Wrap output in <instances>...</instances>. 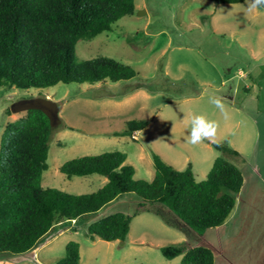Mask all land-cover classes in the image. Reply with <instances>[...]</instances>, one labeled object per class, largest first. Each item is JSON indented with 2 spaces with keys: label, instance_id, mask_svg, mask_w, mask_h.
Returning <instances> with one entry per match:
<instances>
[{
  "label": "rangeland",
  "instance_id": "obj_1",
  "mask_svg": "<svg viewBox=\"0 0 264 264\" xmlns=\"http://www.w3.org/2000/svg\"><path fill=\"white\" fill-rule=\"evenodd\" d=\"M134 6L111 31L80 39L74 48L77 60L104 55L130 65L132 78L47 88L0 86V138L7 123L25 115L11 110L15 102L46 98L57 104L59 121L49 140L43 187L96 191L104 176L67 177L59 167L105 151L125 153L133 177L144 180L153 178V153L177 169L189 164L198 181L220 156L244 178L234 207L221 225L199 233L163 204L145 202L139 208L141 198L125 192L96 212L56 223L24 253L0 252V264H57L71 240L79 245V264H182V255L167 259L160 251L176 244L209 247L215 264L228 255L234 264H264V10L248 11V0H134ZM192 113L214 121L215 135L191 143ZM132 119L147 124L124 134ZM115 212L131 217L126 237L91 238L88 224Z\"/></svg>",
  "mask_w": 264,
  "mask_h": 264
},
{
  "label": "trees",
  "instance_id": "obj_2",
  "mask_svg": "<svg viewBox=\"0 0 264 264\" xmlns=\"http://www.w3.org/2000/svg\"><path fill=\"white\" fill-rule=\"evenodd\" d=\"M240 3L244 0H213ZM134 0H0V86L47 88L59 82H116L132 78L134 69L100 55L77 60L78 40L90 39L123 16L134 12ZM144 120L126 122L124 134L146 126ZM53 126L39 109L9 122L0 138V252L24 253L58 222L77 220L96 212L119 194L133 192L141 201L169 208L199 233L221 225L236 201L244 178L241 170L218 156L202 180L191 166L174 168L152 154L151 180L135 179L134 168L121 151H105L65 161L59 171L70 176L98 174L106 178L96 191L74 194L41 185ZM216 149L237 153L230 147ZM131 217L115 212L88 224L91 238L123 240ZM163 257L182 255V264H214L213 251L202 245L160 248ZM57 264H79V245L68 241Z\"/></svg>",
  "mask_w": 264,
  "mask_h": 264
},
{
  "label": "clouds",
  "instance_id": "obj_3",
  "mask_svg": "<svg viewBox=\"0 0 264 264\" xmlns=\"http://www.w3.org/2000/svg\"><path fill=\"white\" fill-rule=\"evenodd\" d=\"M264 10V0H248V11ZM211 102L217 107H222L219 98L211 97ZM190 142L196 144L203 138L214 136L216 133V123L208 120L204 115L192 113L188 117Z\"/></svg>",
  "mask_w": 264,
  "mask_h": 264
},
{
  "label": "water",
  "instance_id": "obj_4",
  "mask_svg": "<svg viewBox=\"0 0 264 264\" xmlns=\"http://www.w3.org/2000/svg\"><path fill=\"white\" fill-rule=\"evenodd\" d=\"M29 109L41 110L48 117L52 126L59 121L57 104L46 98L35 97L19 100L15 102L11 108L13 112L27 111Z\"/></svg>",
  "mask_w": 264,
  "mask_h": 264
},
{
  "label": "crops",
  "instance_id": "obj_5",
  "mask_svg": "<svg viewBox=\"0 0 264 264\" xmlns=\"http://www.w3.org/2000/svg\"><path fill=\"white\" fill-rule=\"evenodd\" d=\"M209 248V247H208ZM231 253V252H230ZM214 254V253H213ZM231 260H233V258H232V256L230 257L229 255H228V257H226L225 259H224V262H223V264H227V262H229V264H234V262H232ZM236 263V262H235ZM215 264V263H214Z\"/></svg>",
  "mask_w": 264,
  "mask_h": 264
}]
</instances>
